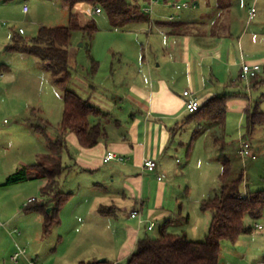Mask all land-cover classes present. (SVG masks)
Listing matches in <instances>:
<instances>
[{
  "label": "rangeland",
  "instance_id": "rangeland-1",
  "mask_svg": "<svg viewBox=\"0 0 264 264\" xmlns=\"http://www.w3.org/2000/svg\"><path fill=\"white\" fill-rule=\"evenodd\" d=\"M254 1L199 0L197 10L189 8L180 11L175 7L169 10L176 16L179 15L181 19L191 17L192 20H200L201 17L211 15L216 7L220 16L217 24L222 25L227 35L232 23L236 28L233 31L235 40L245 37L240 49H244L250 55L264 51V37L255 40L252 35L253 27L260 23L254 21L252 26L248 25V10ZM161 3L163 4V1ZM24 6L30 8V13H23ZM89 8L87 4H80L75 7L74 12H80L97 21L101 33L98 37L100 39L95 43L97 49L101 50L107 46L129 47V54L126 56H129L131 60L126 62L130 64L129 69L134 70L130 72L135 75L140 67L142 79L143 69L147 63H141V48L142 46L149 48V41L151 43L153 40L152 37L148 39V27L145 32L139 31L136 27L138 31L135 34L111 36L107 33L111 27L107 15L100 10L99 16H93ZM158 8H162V5L154 8L152 21L156 19L155 11ZM1 21L7 22L8 26L0 28V32L5 34L4 37L0 36V66L2 64L11 66V72L6 70L0 74L2 76L0 80V264H15L11 258L18 249H25L29 259L38 260L44 264H91L94 262L91 258L102 249L108 251L112 260L113 253L117 252L118 242L123 239V229L127 228L129 223H133L130 221L132 200L126 199L124 207L122 204L124 193H127L128 197L133 195L128 185L133 187L134 193H138L137 187L130 184L128 178L143 175L141 169L132 167L134 166L132 162L125 166L120 162L112 161L105 163L94 172L81 171L78 168L75 172L67 173L68 181L63 182L61 189L74 195L60 213L61 222L54 225L48 234L45 231L44 216L24 208L32 197L39 202L43 200L41 191L36 193L40 181L28 180L6 185L12 175L24 168V164L29 166L42 162L43 155L47 152V143L32 129L29 122V119L33 118L31 111L38 107L42 108L44 113L47 112L50 106H54L59 100L63 101V90L55 85L42 61L28 55L9 53L2 43H7L6 36L13 35L20 28L26 31L24 37L31 39L42 27H67L69 10L63 0H14L8 4L0 3ZM261 26L264 27V22ZM147 31L148 34H146ZM150 47L153 48L152 44ZM72 51H76L74 57L79 66L73 70L70 88H74L76 84H83V80L79 78L83 65L89 64L83 49V38L79 32L73 36L70 53ZM147 54L150 57V63L153 64L155 57L149 50ZM261 77L264 79L262 72ZM225 94H241L242 96L232 100L238 98L245 100L249 105H258L264 112V84L253 89L248 82L240 80L236 86L222 89L220 95ZM233 103L228 108L224 128L211 125L206 121L186 122V119L190 117L187 113L186 118L180 120V127L174 128V123L173 129L171 127L168 130V142H166L159 166L167 176L168 184L175 186L172 192V207L176 209L177 214L182 213L171 230L176 232L180 229L179 227H183L182 231H188L192 241L203 242L208 234L211 214L201 211L200 201L208 200L209 197L213 199L219 193L221 188L219 175L222 171L219 157L223 153V148H225L224 154L233 163L232 179L240 174L244 175L241 189L243 191L248 189L250 192L264 190V126L258 127L252 135H248L245 113L238 111ZM235 103L239 104L237 101ZM127 105V103L121 105L124 107L122 113L118 110L113 113L116 117L113 120H121V127L116 126L114 121L104 122L113 138L119 134H127L129 127L133 124L131 119L133 112L128 111ZM42 116L47 117V114ZM50 119L54 126L49 128V137L54 138L57 135L56 125L59 120L56 116ZM183 120L186 123H183ZM91 121L94 123L95 118ZM140 121L142 134L143 116ZM242 137L252 145L254 151L253 155L246 158H242L239 154ZM258 153L260 155H257ZM63 161H66V157ZM151 175L154 174H148L150 177ZM106 196L120 197L116 199L119 210L118 217L113 219L117 226L112 242L99 224L93 221L84 223L93 218L87 213L90 200L100 198L99 203H104L102 200ZM96 215L97 211L94 216ZM189 215L188 223L186 218ZM203 216L206 217L205 222L202 221ZM162 224L163 222H158L156 230L151 232L147 230L143 233L156 237ZM256 225L264 226V219L254 223L253 234L241 236L236 243L231 241L222 243L220 264H253L257 258L264 257V232L256 230ZM16 228L21 235H14V241L10 233ZM193 229H196V232L195 230L193 232ZM104 259L106 258H100L98 261ZM20 264L28 263L22 259Z\"/></svg>",
  "mask_w": 264,
  "mask_h": 264
},
{
  "label": "crops",
  "instance_id": "crops-1",
  "mask_svg": "<svg viewBox=\"0 0 264 264\" xmlns=\"http://www.w3.org/2000/svg\"><path fill=\"white\" fill-rule=\"evenodd\" d=\"M156 1L158 3L152 8L153 12L150 14L151 18L149 23H139L137 26H134L136 25L134 24L127 28H117L111 24V27L109 26L110 28L108 29L109 31H107L111 36L114 34H135L138 31L136 27L141 32H145L148 27L149 34L148 31L146 34H148V39L152 37L153 40H151V43L149 41V48L143 46L141 48V63H147V66L143 69L142 79L140 78V67H138L137 74L135 73L134 75L133 72H130L134 70L129 69L130 64L126 62L131 60L129 56H126L129 54V47L107 46L101 50L97 49V44L95 43L100 39L98 38L101 35L99 31L92 46L93 58L98 62L96 68L97 73L93 75L94 65L86 55L89 64L86 66L83 65V70L79 78L83 80V84H76L73 88L78 95L88 100L91 105L101 109L106 114L107 117L102 120L104 127V122L110 121H114V124L118 127L122 126L121 120H113L116 118L113 113L115 110L122 113L124 107L121 105L124 103L128 104V111L133 112V115H131L133 124L129 127L127 134H119L115 138L111 136L105 127L107 136L103 139L104 142L101 140L96 147L90 149L82 148L77 137L74 134H69L67 137V149L62 155L63 164L70 167L69 172H75L78 168L81 171L87 172L98 170L104 166L103 159L109 151L119 156H124L126 162L122 163L123 165H129L128 163L132 162L134 165L132 167H138L143 172L141 177L133 176L128 178L130 184L132 183L137 187L138 193H134L133 187L128 185L133 195L131 197H128L127 193L122 195L123 207L126 205L124 204L125 200L128 198L131 199L133 204L131 215L135 211L139 212L143 223H140L139 218L131 217L130 221L133 223H129V226L123 229V239L118 242L117 252L113 253V259L111 260L107 250L102 249L97 255L91 258L94 261L100 258H106L114 264L126 261L135 251L138 240L146 235L143 232L147 231L150 223L153 222L155 224L154 230H156L158 222L164 223L166 220L182 214H177L176 209L172 207V192L175 186L168 184L166 180L167 176L160 170L159 165L162 153L166 148V142H168L169 128L172 127L173 129L172 124L174 123V128L180 127V120L186 118V98L183 96V92L189 90L195 93L197 98L204 103L212 97L221 96L220 92L222 89L234 87L238 84L243 63L259 64L261 66V72L264 73V51L249 55L244 49H240L243 46L245 37H240L238 41L235 40L233 31L236 28L232 23L228 31L229 34H225L222 25L217 24L220 16L216 11V7H214L215 10L211 15L201 17L200 20H192L191 17L181 19L179 15L176 16L169 9L173 8L174 3H183L188 0L180 2L172 1L170 3L163 2V4L160 0ZM255 2L258 10L257 17L255 20L250 21L248 15V25L252 26L254 21L260 23V25L258 24L252 29L253 38L256 40L257 38L264 37V27L262 28L261 26L264 22V0H255ZM193 4L194 7L192 8L197 10L199 8V1ZM159 5H162V8H158L155 11L157 12V16L152 21L154 8ZM209 6L211 7V4ZM25 8L26 6L23 8V13H30V8L27 7L28 12L24 11ZM93 8V6L89 8L91 15H93ZM188 9H181L180 11ZM171 17H174V19L171 20ZM169 21L180 24L182 28L174 29L173 31L172 27L164 25V23ZM0 36L4 37L5 34L0 32ZM12 36L10 34L6 36L5 40L7 43H2L4 48L10 44ZM151 44L153 48L150 47ZM148 50L155 57L153 64L150 63V57L147 54ZM75 53L76 51H72L69 55V64L74 70L79 66L75 61ZM140 60L138 59V61ZM6 66L10 67V70L5 67L4 70L7 69L11 72V66ZM261 72L259 73L260 76ZM235 101L239 104L235 103ZM63 102L64 94L63 101L59 100L57 102L58 105L50 106L47 112L44 113L42 108L38 107L31 111L33 120L42 118L48 123V137L49 128L54 126L50 118L56 116V119L59 120L56 125L57 135L54 138L49 137L52 140L59 133L58 125L62 119ZM232 103L237 106L238 111L244 113L250 106L245 100L238 98L237 100L230 101L228 108ZM42 114H47V117L42 116ZM142 116L144 118V130L141 134L140 118ZM98 121L95 118L94 123L96 124ZM182 122L184 123L185 120ZM45 141L47 143V154L49 151L48 140L45 139ZM257 155L260 154L258 153ZM65 157L66 161H63ZM147 159L155 160L159 167L158 172L156 170V173L151 175V177L148 176L149 173L143 167L144 161ZM24 166L26 165L24 164ZM158 175L164 176V180L159 181L157 179ZM39 181L40 184L36 188V193H40L42 188L48 183L47 179H39ZM66 181H68L67 174L61 181V188L63 182L65 183ZM247 191L248 189H245L243 192L247 193ZM117 198L120 197L106 196L102 200L104 203H99L98 199L100 198L90 200V207L87 213L93 218L92 220L88 219V221L84 222L89 223L93 221V223L99 224L101 229L104 228V234L109 236L108 239H112L111 242L114 240V232L117 226L113 220L118 217L119 205L116 204ZM204 200L207 199L200 201V207ZM102 206L113 208L115 214L112 213L108 216L101 215L99 209ZM180 210L182 209L180 208ZM95 211H97L96 216H94ZM188 217L189 223L190 215ZM202 221H206L205 216H203ZM179 228L176 232H185L190 239L189 232L186 230L182 231L184 230L183 227ZM15 230L18 229L16 228ZM194 230L196 232V229H193V232ZM259 232H264V229ZM12 238L15 241L14 236ZM262 261H264V257H259L253 264Z\"/></svg>",
  "mask_w": 264,
  "mask_h": 264
},
{
  "label": "trees",
  "instance_id": "trees-1",
  "mask_svg": "<svg viewBox=\"0 0 264 264\" xmlns=\"http://www.w3.org/2000/svg\"><path fill=\"white\" fill-rule=\"evenodd\" d=\"M14 0H0L8 4ZM69 10V25L67 27L48 28L42 27L38 34L26 39L25 34L14 32L10 44L5 48L9 53L32 56L45 64L46 70L51 74L57 87L63 90V114L58 125V136L52 140L48 137V123L41 119H29L32 129L48 140V153L41 163L24 166L12 175L6 185L25 182L28 180L47 179V185L42 188L43 200L29 203L24 208L27 211L38 213L45 218V231L50 233L54 225L61 222L60 213L71 200L73 194L63 192L61 181L69 173L70 167L62 162V155L67 149V137L74 134L80 146L85 149L96 147L101 140L106 138V128L102 120L107 117L101 109L78 95L70 83L73 81V70L69 64L70 49L75 33H81L83 48L86 55L94 65L93 75L97 72L98 62L92 54L93 41L100 29L97 21L80 12H74L76 6L87 4L98 7L109 18L111 24L117 28H127L130 25L149 23L151 15L145 10L151 5L152 0H63ZM164 3L184 0H160ZM193 3L199 0H188ZM171 21L164 23L174 29L182 26ZM0 66V73L5 72ZM7 70V71H8ZM240 80L241 75H240ZM264 84V79L258 74L250 80L251 88L257 89ZM242 96L221 95L215 96L204 103L200 101L201 108L198 112L190 114L187 121H206L211 125L225 127L228 104L232 99ZM36 111V110H35ZM33 111V112H35ZM97 118L98 123L91 119ZM246 131L252 135L260 126H264V112L258 105H250L245 111ZM184 122V123H186ZM218 141L220 139H217ZM219 157L222 166L219 181V193L209 200L201 203V211L211 214L208 234L205 241H192L185 232H173L171 228L176 225V215L166 220L158 229L156 237L146 234L137 242L135 251L126 261L118 264H220L222 243L231 241L236 243L241 236L251 235L254 223L264 219V190L244 193L241 189L244 175L240 174L232 179L233 163L224 154ZM52 208L48 212L49 208ZM100 214L108 216L114 213L113 208L102 206ZM188 222L189 217L186 218ZM91 264H101L98 260ZM105 264H114L107 260Z\"/></svg>",
  "mask_w": 264,
  "mask_h": 264
},
{
  "label": "built area",
  "instance_id": "built-area-1",
  "mask_svg": "<svg viewBox=\"0 0 264 264\" xmlns=\"http://www.w3.org/2000/svg\"><path fill=\"white\" fill-rule=\"evenodd\" d=\"M158 3V1L156 0H152L151 2V6L149 8H147L145 11L148 13H152V8L154 5H156ZM173 7H175L177 10H181V9H187V8H192L194 7L193 2H183V3H174ZM25 12H28V8L26 7ZM257 6H256V2L252 5V7L249 9L248 15H249V20H255L257 17ZM93 15H100V9L98 7H94L93 8ZM171 20L174 19V17L170 18ZM7 26V22H0V28L1 27H6ZM20 34H25L24 29H19ZM261 72V66L259 64H249V63H243L242 65V72H241V79L245 82H248V84H250V80L252 77H256L259 73ZM2 76H0V80H1ZM183 96L186 98V102H185V110L188 114H193L196 113L200 110L201 108V103L200 100L197 98V96L195 95V93L186 90L183 92ZM240 150H239V154L242 158H246L248 156L253 155L254 151H253V147L252 145L246 141L243 137L240 139ZM104 163H109L112 161H116V162H120V163H124L126 162V158L124 156H119L116 153L109 151L107 152V154L104 156L103 159ZM144 169L152 174L156 173V170L158 168V164L155 160L153 159H147L144 161V165H143ZM157 179L159 181H163L164 180V176L158 175ZM36 199L32 198L30 199L24 206H27L29 203L34 202ZM132 218H139L140 219V223H143V220L141 219V214L137 211L133 212L131 215ZM256 230H263L264 226L262 225H256ZM155 229V224L152 222L149 224V226L147 227V230L149 232L153 231ZM10 235L13 237L14 235H18L20 236L21 233L18 230H14L13 232L10 233ZM12 261L15 264H20L21 260L24 259L27 261L28 264H44L39 262L38 260H32L29 259L27 257V252L25 249H18L15 254H13L12 256ZM255 264H264V261L259 262V263H255Z\"/></svg>",
  "mask_w": 264,
  "mask_h": 264
},
{
  "label": "water",
  "instance_id": "water-1",
  "mask_svg": "<svg viewBox=\"0 0 264 264\" xmlns=\"http://www.w3.org/2000/svg\"><path fill=\"white\" fill-rule=\"evenodd\" d=\"M50 211H51V209L48 210V212H50ZM99 263L105 264V263H107V259L101 260V261H99Z\"/></svg>",
  "mask_w": 264,
  "mask_h": 264
}]
</instances>
